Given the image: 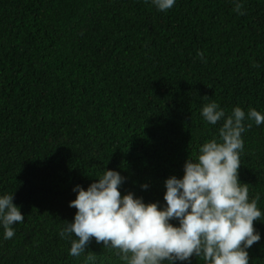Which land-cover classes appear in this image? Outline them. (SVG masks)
<instances>
[{
	"label": "trees",
	"instance_id": "16d2710c",
	"mask_svg": "<svg viewBox=\"0 0 264 264\" xmlns=\"http://www.w3.org/2000/svg\"><path fill=\"white\" fill-rule=\"evenodd\" d=\"M0 0V195L24 221L0 228V264H125L93 240L79 257L59 233L76 209L73 187L106 168L145 203L218 135L201 117L217 102L264 113V0ZM203 52L204 62L197 56ZM244 133L239 180L264 213V124ZM148 184L147 190L140 185ZM261 240L249 264H264ZM191 264H204L192 257Z\"/></svg>",
	"mask_w": 264,
	"mask_h": 264
},
{
	"label": "clouds",
	"instance_id": "9594fccd",
	"mask_svg": "<svg viewBox=\"0 0 264 264\" xmlns=\"http://www.w3.org/2000/svg\"><path fill=\"white\" fill-rule=\"evenodd\" d=\"M149 0H145L148 3ZM160 12L171 9L177 0H150ZM234 11L243 15L241 0H232ZM197 56L205 60L203 52ZM209 125H217L218 135L203 142L195 158L187 157L183 175L163 181V202L145 203L128 191L121 194L126 178L116 170L104 171L85 189L73 187L76 209L72 222H64L61 238L70 241L69 255L79 257L95 240L116 250L125 264H191L200 257L204 264H249L248 249L261 240L254 227L264 217L258 208L259 194L249 198V185L239 180L244 133L254 121L264 124V113L239 106L230 115L211 101L200 112ZM148 184L140 185L147 190ZM24 221L13 193L0 195V228L3 238L12 239L14 225ZM88 252L86 261L94 264Z\"/></svg>",
	"mask_w": 264,
	"mask_h": 264
}]
</instances>
